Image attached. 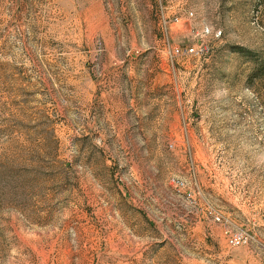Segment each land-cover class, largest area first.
Wrapping results in <instances>:
<instances>
[{
	"label": "rangeland",
	"instance_id": "rangeland-1",
	"mask_svg": "<svg viewBox=\"0 0 264 264\" xmlns=\"http://www.w3.org/2000/svg\"><path fill=\"white\" fill-rule=\"evenodd\" d=\"M254 56L264 0H0V264H264Z\"/></svg>",
	"mask_w": 264,
	"mask_h": 264
},
{
	"label": "trees",
	"instance_id": "trees-1",
	"mask_svg": "<svg viewBox=\"0 0 264 264\" xmlns=\"http://www.w3.org/2000/svg\"><path fill=\"white\" fill-rule=\"evenodd\" d=\"M254 66L246 74V80L250 83L254 81L261 80L264 77V57L254 56Z\"/></svg>",
	"mask_w": 264,
	"mask_h": 264
},
{
	"label": "built area",
	"instance_id": "built-area-1",
	"mask_svg": "<svg viewBox=\"0 0 264 264\" xmlns=\"http://www.w3.org/2000/svg\"><path fill=\"white\" fill-rule=\"evenodd\" d=\"M177 53H179V54H189V53H191V52H193V48H191V47H186V48H184V49H176L175 50ZM241 243V237L240 236H229L228 237V244L230 245V246H237V245H239Z\"/></svg>",
	"mask_w": 264,
	"mask_h": 264
}]
</instances>
